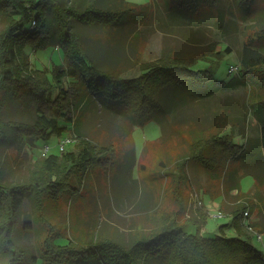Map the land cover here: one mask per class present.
<instances>
[{
	"label": "trees",
	"instance_id": "trees-1",
	"mask_svg": "<svg viewBox=\"0 0 264 264\" xmlns=\"http://www.w3.org/2000/svg\"><path fill=\"white\" fill-rule=\"evenodd\" d=\"M176 1L183 8L169 7L170 15L179 13L189 21L194 20L188 12L201 14V11H210L213 16L216 15V23L229 13L226 6L228 0ZM235 2L244 13L254 11V0ZM61 4V0H0V14L7 23L0 33V155L6 150H15L19 159L16 158L14 162H17L22 153L34 145L39 146L54 136H62L66 128L60 127V118L73 125L77 123L73 131L76 132L78 144L82 143L80 151L73 152L66 148L74 140L63 139L71 142L61 152L62 140L59 141L60 156L50 154L47 146L42 148L41 158L34 161L26 181L6 182L0 167V264H264V252L252 247L248 236L244 235L241 226L244 210L232 216L231 226L236 233L233 238L225 237L222 233L214 239H206L201 236L206 222H197L195 235L179 233L171 227L150 236H136L128 244L114 238L103 239L97 235L98 231L85 245L58 235L46 242V249L43 254L38 252V257L18 245V236L32 229L31 222L20 221L25 203H30L35 212H43V204L49 196L55 201L69 190L68 187L72 189L69 183L72 175L82 169L96 167L102 159L107 160V156L114 153L110 141L95 148L85 135L79 133L81 119L77 120L78 114L74 116V113L81 111L83 106L88 109L100 104L106 114L120 119L125 127L119 128L115 139L127 141L136 126L144 127L150 120L157 121L162 131L166 129L165 126L169 124L166 112L169 115L176 112L167 95L173 98L181 91L178 88L184 87L183 91L189 97L196 93L197 99L203 100L211 98L212 92L217 89L229 90L237 82L248 87L247 105L259 128V137L249 149L251 152L247 151L246 146L227 141L226 136L219 135L214 139L200 140L194 148L190 147L186 160L203 163L204 159L208 168L216 163L214 172H211L213 175L224 163L223 159L230 164L245 154L254 153L256 159L264 161V29L239 52L237 80L232 78L230 85H224L223 82H216L210 64L205 69L199 68V64L202 61L214 63V59L220 61L223 56L231 54L227 47L218 52L206 51L200 56L195 53L182 58L163 54L156 63L140 66L129 64L118 71L117 68L107 69L93 57L85 36L76 27L82 26L88 31L103 30L110 35L125 31L127 25H132L122 19L123 11H128L126 0H75L70 9H63ZM199 5L200 10L197 9ZM111 8L117 9L107 10ZM71 18L75 21L73 25ZM145 19L141 17V23L136 21L133 26L143 25ZM75 23L81 25L76 26ZM51 45L56 48L60 46L66 64L54 66L50 77L48 72L32 68L26 50L36 51ZM20 63L26 70L30 67L33 69V77L22 75ZM135 68L138 76L122 77V74ZM211 87L213 90L208 91ZM182 102L186 101H181L180 105ZM163 139L161 136L160 140ZM46 148L48 151L45 153ZM225 155L228 159L224 158ZM128 156L135 157L133 147L121 157ZM63 164L67 170L60 180L56 175ZM229 175L233 178L229 193L240 192L239 174ZM146 187L143 186L141 207L148 209L152 206L155 191ZM261 230L264 233V229ZM131 237L134 236L131 234ZM61 240L68 242L60 244Z\"/></svg>",
	"mask_w": 264,
	"mask_h": 264
},
{
	"label": "rangeland",
	"instance_id": "rangeland-1",
	"mask_svg": "<svg viewBox=\"0 0 264 264\" xmlns=\"http://www.w3.org/2000/svg\"><path fill=\"white\" fill-rule=\"evenodd\" d=\"M61 1L63 9H70L75 0ZM229 1H226L229 13L219 23L210 11L198 13L200 5L198 14L188 12L194 20L189 21L179 13L170 15L169 7L183 8L176 0H126L128 11H123L122 19L132 25H127L124 33L118 31L110 35L98 29L88 31L79 23L75 25L85 36L92 55L101 59L104 67L117 68L116 71L129 64L156 63L163 54L182 58L195 53L200 56L206 51L218 52L227 47L231 54L223 56L220 61L212 58L214 63L202 61L199 64L203 69L210 64L216 82L226 85L232 78L237 80V73L231 74L229 69L239 66L238 55L243 46L256 39L264 29V0H254V11L245 13L237 7L235 0ZM148 6L151 9L149 13L144 11ZM260 14L261 17L258 16ZM141 17L146 18L144 24L134 27L136 21L141 23ZM72 20L71 25L75 22ZM6 26L0 14V33ZM26 53L32 68L46 71L50 77L54 66L66 64L60 46L51 45L36 51L27 49ZM32 68L26 70L23 64L20 65L23 76L33 77ZM136 69L122 74V77L138 76ZM178 89L181 91L173 98L167 95L176 111L170 115L164 113L170 125L164 123L166 129L162 131L157 121L150 120L144 127L136 126L127 141L115 139L119 128L125 126L116 116L106 114L100 104L88 109L83 106L81 111L74 113V116L78 114L77 120L81 119L79 133L85 135L95 148L110 141L114 153L108 155L107 160L102 159L96 167H88L72 175L69 179L72 189L68 187L69 190L55 201L49 196L43 204V212H35L30 203H25L20 221L31 222L32 229L18 236V245L38 257V252L43 254L46 249V242L58 235L85 245L98 231L97 235L103 239L114 238L128 244L136 236H150L171 227L179 233L195 235L197 222H206L201 231V236L206 239L223 234L233 238L236 233L231 226L232 216L244 210L241 223L244 235L248 236L252 247L264 252V233L260 232L264 229V161L256 159L254 153L245 154L230 164L223 159L224 163L213 175L211 172H214L216 163L208 168L204 159L203 163L186 160L190 147L194 148L200 140L214 139L219 135L226 136L227 141L246 146L251 152L249 149L259 137V128L247 105L248 87L236 82L229 90L217 89L211 98L203 100L197 99L196 93L189 97L184 93V87ZM211 90L213 87L208 91ZM181 101L186 102L180 105ZM59 124L66 128L62 136L34 145L24 151L17 162H14L18 157L15 150L2 152L0 167L6 182L26 181L45 146L50 148V154L60 156L59 141L70 138L74 141L66 150L80 151L82 143L78 144L73 131L77 123L73 125L60 118ZM161 136L163 140H160ZM131 147L135 157H121ZM224 158L228 159L227 155ZM66 170L65 164L60 166L56 177L64 178ZM229 174H239L240 192L229 193V186L233 183ZM144 185L146 189L155 191L152 206L148 209L141 207ZM121 198L123 201L120 202ZM20 229L21 224L18 232ZM256 235L262 236L263 243L257 241ZM61 241L60 244L68 242Z\"/></svg>",
	"mask_w": 264,
	"mask_h": 264
},
{
	"label": "built area",
	"instance_id": "built-area-1",
	"mask_svg": "<svg viewBox=\"0 0 264 264\" xmlns=\"http://www.w3.org/2000/svg\"><path fill=\"white\" fill-rule=\"evenodd\" d=\"M238 71H239V67H238V66H233V67L230 68V73H231V74L238 73ZM70 142H71L70 140H64V141H62V142L60 143V150H61V152H64L65 145H66V144H69ZM47 151H48V148L45 149V153H46ZM250 230H252V229L250 228ZM256 238H257V241H258V242L263 243V238H262L261 235H256Z\"/></svg>",
	"mask_w": 264,
	"mask_h": 264
},
{
	"label": "crops",
	"instance_id": "crops-1",
	"mask_svg": "<svg viewBox=\"0 0 264 264\" xmlns=\"http://www.w3.org/2000/svg\"><path fill=\"white\" fill-rule=\"evenodd\" d=\"M144 11H147V12H148V11H151L150 6H148V9H146V10H144ZM148 13H149V12H148ZM134 27H136V26H134ZM138 27H139V26H138ZM121 31H122V30H121ZM121 31H120V32H121ZM124 32H125V31H122V33H124ZM119 34H120V33H119ZM93 57H95V55H93ZM95 58H96L97 60H100L102 64L104 63L101 59H99V58H97V57H95ZM106 63H107V62H106ZM133 70H134V69H133ZM133 70H132V71H133ZM160 130H161V129H160Z\"/></svg>",
	"mask_w": 264,
	"mask_h": 264
}]
</instances>
